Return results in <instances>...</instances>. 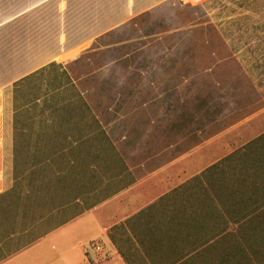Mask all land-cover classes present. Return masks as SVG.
Segmentation results:
<instances>
[{
	"label": "rangeland",
	"instance_id": "rangeland-1",
	"mask_svg": "<svg viewBox=\"0 0 264 264\" xmlns=\"http://www.w3.org/2000/svg\"><path fill=\"white\" fill-rule=\"evenodd\" d=\"M11 33L0 28V83L15 97L18 81L12 79L18 76L8 79ZM84 47L55 63L75 80L89 116L100 122L114 152L101 148L99 161L81 149L46 157L60 151L48 129L36 167L44 165L32 170L12 197L33 191L37 202L19 201L0 223L5 252L193 151L204 156L206 149L217 160L264 130V0H171ZM55 74L65 80L60 71H51L41 92L35 82L20 86L17 103L55 88ZM32 114L22 127L34 141L41 128ZM90 122V117L78 120L58 141L66 146V139L77 138ZM90 149L97 151V143ZM91 167L100 185L93 194L87 192ZM61 169H68V175L59 180L55 173Z\"/></svg>",
	"mask_w": 264,
	"mask_h": 264
},
{
	"label": "crops",
	"instance_id": "crops-1",
	"mask_svg": "<svg viewBox=\"0 0 264 264\" xmlns=\"http://www.w3.org/2000/svg\"><path fill=\"white\" fill-rule=\"evenodd\" d=\"M169 1L0 0V28L12 31L7 55V62L12 63L8 79L16 74L14 83L54 64L59 67L55 72L63 73L60 76L66 80L61 81L55 74L59 82L77 90L75 80L69 74L68 79V72L55 62H66L68 53L84 45L89 48L110 31ZM85 49L71 59L81 56ZM12 94V89L0 83V213H5L0 214V223L13 208L19 207V201L37 202L35 198H23L24 194L19 199L9 197L23 187L17 186L15 177L17 114ZM35 103L21 108L18 117L21 121L29 119L33 110H37L32 117L38 120V125L57 121L40 118L39 111L47 104L41 99ZM78 120L84 119H75V125ZM263 133L264 130L217 160H212L213 153L206 149L204 156L193 151L102 201L60 219L59 224L11 252L2 248L6 238L0 232V264H218L215 262L225 250L219 242L227 236L235 237L238 218L242 222V213L238 211L234 212L235 224L229 219L231 209L226 208L231 207L232 199H228L226 192L234 184L237 205L238 181L244 173L253 176L256 171L250 160L245 162L246 155L241 159L235 156L234 165L220 163ZM51 136L56 144L58 140ZM23 139L29 147L36 142L31 141V136ZM27 156L32 157L33 153ZM203 158L208 160L203 162ZM21 177L18 175L17 179ZM65 206L67 203L61 207ZM93 241L104 247L105 258L99 263L90 261L81 250L82 245Z\"/></svg>",
	"mask_w": 264,
	"mask_h": 264
},
{
	"label": "trees",
	"instance_id": "trees-1",
	"mask_svg": "<svg viewBox=\"0 0 264 264\" xmlns=\"http://www.w3.org/2000/svg\"><path fill=\"white\" fill-rule=\"evenodd\" d=\"M58 69V66L50 64L49 66L44 67L15 83L16 87L14 91V99L15 113L17 114L15 115V117L17 116V118H15L14 125V166L15 177L17 180L16 182L17 186L19 185V187L24 184L32 170L39 169L42 165H44V162L40 165V162H38L39 167H36V163L39 157L38 152L41 151L42 147L44 148L43 143L45 142V139L47 137V130L50 129L53 132L52 134H50V136L54 135L57 140H60V137L62 138L63 131L65 129L69 130L71 126H76L74 122L75 119H87L90 117L92 118V122L86 125L87 129L79 131V135L77 138L71 139L65 136L67 138L66 146L65 144L58 141L55 144L54 148L57 149L58 146H60V151L55 152L54 149V151L50 154V158H53L60 154V157H66L68 153L74 150L81 149L83 151H88L87 158L92 159L93 161H99L101 157V148H108L110 151L112 150L114 152L112 145L106 135V132L104 131V128L101 126L100 122L95 117L89 116L91 111L83 103V94L78 90H75L73 87L67 89L65 85L58 83L52 86H57L56 88H52L45 94L37 93L39 95L29 97L27 99L28 101L24 102L22 105L17 103L16 100H18L20 95L18 88H20V86H26L30 83L34 84L35 82L34 86L37 87V89L41 92V88L42 86H44L41 84V82H47L49 77L45 76V74L49 75L51 71L55 72ZM54 79V81L57 80L55 76ZM39 99L42 100L43 104H47V107L45 106V109L39 111V117H47L49 119H52V121H57L51 122L52 124L50 123L51 125L49 124L48 126H44V124L38 125L41 128V133L36 136L35 144L29 147L27 141L23 139V137H30V134L26 133L25 129L22 127L23 121H21L18 117L21 113L22 107H28L30 105L33 106ZM52 101L54 102L52 103ZM48 102L50 103L48 104ZM25 111L27 112L26 109H24L23 112ZM44 127L46 128L43 129ZM94 143H97V151L92 153L90 146L94 147ZM241 150L242 151H238L232 156L225 158L220 164L234 165L235 156L241 159L242 155H246L243 156L245 162L250 160L251 164L255 165L256 171H254L255 173H253L254 177L251 175H246V173H244L242 175L241 181H238L237 205L234 202L236 192L234 184H232L233 189L226 192L228 199H232L230 200L232 202L231 207L226 208V211H228L229 209H231L232 211H228V213H232L228 215L229 219L232 221V223L235 224L234 212L238 211V213H242V222H240L238 218L237 223H239V226L237 228L235 237L227 236L224 237L225 239L223 238L221 239V242H219L222 247L224 246L223 249L225 250L221 253L220 257L217 258L215 263L218 264H264V133L257 137L255 140L251 141ZM24 151H26L27 155L29 153H33V156L25 157L26 160H24V163L22 164V161H20V159L25 158H22L20 155H22ZM65 151H68V153H64ZM35 154H37V156H35ZM116 158L118 159V161H120V163H122V159L120 157ZM68 165L73 166L74 161H68ZM88 170L90 172L91 182L89 184L90 187L87 189V192L93 194L98 188H100V185L95 182L92 167L91 169L88 168ZM122 172L123 171H120L117 174H122ZM18 175L22 176L21 178H19V180L17 179ZM66 175H68V169H61L59 172L55 173V177L59 180L64 178V176ZM223 176H225V173L223 174ZM12 193L13 194L9 197H15V192L13 191ZM16 197V199H19L21 196L19 193H17ZM28 197L38 199V193L36 195V193L31 191L29 195L26 196V198ZM78 200V198L74 199L72 201V204H77L76 201Z\"/></svg>",
	"mask_w": 264,
	"mask_h": 264
},
{
	"label": "built area",
	"instance_id": "built-area-1",
	"mask_svg": "<svg viewBox=\"0 0 264 264\" xmlns=\"http://www.w3.org/2000/svg\"><path fill=\"white\" fill-rule=\"evenodd\" d=\"M81 250L85 257L93 263H99L105 258L104 247L98 242H89L82 245Z\"/></svg>",
	"mask_w": 264,
	"mask_h": 264
}]
</instances>
